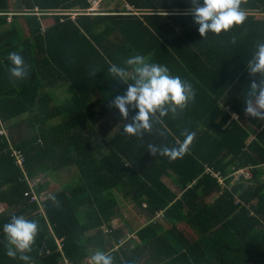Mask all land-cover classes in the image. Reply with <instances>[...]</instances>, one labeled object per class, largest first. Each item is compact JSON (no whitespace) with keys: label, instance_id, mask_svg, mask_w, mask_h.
I'll return each instance as SVG.
<instances>
[{"label":"trees","instance_id":"obj_1","mask_svg":"<svg viewBox=\"0 0 264 264\" xmlns=\"http://www.w3.org/2000/svg\"><path fill=\"white\" fill-rule=\"evenodd\" d=\"M113 1L83 14L90 0H0V226L13 215L37 221L31 264H89L97 251L113 264H139L145 252L147 264H264V120L243 102L259 82L246 63L264 41V0H240L244 22L204 37L189 0ZM10 52L25 77L10 75ZM135 55L193 90L142 136L122 131L111 101L127 85L108 72L125 67L131 83L124 61ZM187 133L180 157L146 151ZM140 217L136 240L114 222ZM5 245L0 232V264H26Z\"/></svg>","mask_w":264,"mask_h":264},{"label":"clouds","instance_id":"obj_2","mask_svg":"<svg viewBox=\"0 0 264 264\" xmlns=\"http://www.w3.org/2000/svg\"><path fill=\"white\" fill-rule=\"evenodd\" d=\"M190 7L187 14L193 18L197 31L204 37L208 33L220 34L227 32L233 26L240 25L246 19L245 12L240 7V0H189ZM235 40L233 39V43ZM8 59L11 66L8 71L17 79L26 76V65L22 56L17 52H10ZM125 65L132 66V82H127L128 72L125 67L112 64L108 68L117 81H125L127 87L122 94H117L111 101L118 109L124 123L122 131L128 135L142 136L152 129L153 121L166 116L169 112L175 114L183 109L193 98L192 86L178 75L170 74L167 66L148 62L141 55L131 56L124 61ZM250 76L259 74V82L253 80L249 85L246 99L243 101L246 115L256 120H264V41L255 45V51L246 63ZM134 106L135 115L129 119V107ZM194 133H187L186 138L179 145L172 148L166 146L147 145V152L151 155L159 153L170 158L182 156L188 142ZM55 200V197H51ZM38 223L34 219H26L23 215H13L9 222L0 226L4 234L5 254L8 257L18 258L20 261L31 264L32 244L37 235ZM92 264H113V257L102 251L91 256Z\"/></svg>","mask_w":264,"mask_h":264},{"label":"crops","instance_id":"obj_3","mask_svg":"<svg viewBox=\"0 0 264 264\" xmlns=\"http://www.w3.org/2000/svg\"><path fill=\"white\" fill-rule=\"evenodd\" d=\"M108 3L105 2L103 3L101 10H106ZM112 8H115L116 5H111ZM128 8V7H127ZM128 220H126V218H117L114 222H116L118 227L124 226L126 229L124 230L126 238L127 239H134L136 240V233L137 231L142 227V225H140L142 222H144L143 218H127ZM127 224L129 225V227H131L132 229H130ZM135 228V229H134ZM140 255V254H139ZM146 255V252L144 254V256ZM135 256L137 257V255L135 254ZM138 257V261L139 264H147V258L146 257ZM149 258V257H148ZM89 264H92L91 260L88 261ZM138 263V262H137ZM148 264H152V262H148Z\"/></svg>","mask_w":264,"mask_h":264},{"label":"built area","instance_id":"obj_4","mask_svg":"<svg viewBox=\"0 0 264 264\" xmlns=\"http://www.w3.org/2000/svg\"><path fill=\"white\" fill-rule=\"evenodd\" d=\"M105 0H90L91 2V6L90 8H88L87 10L83 11V14H93V13H100L102 10H101V7L103 5ZM129 10L133 11V8L132 7H129L127 6ZM137 13V12H135ZM62 14L64 15H69L72 19L75 17V15L77 13L75 12H63ZM17 155V153H16ZM21 156H18V160H19V163L22 164V158H20ZM250 172L249 171H246V170H238L236 173H235V176L237 177L238 175H246V176H249ZM215 176L218 178L220 184L223 183V179L222 177L220 176V174H215Z\"/></svg>","mask_w":264,"mask_h":264},{"label":"rangeland","instance_id":"obj_5","mask_svg":"<svg viewBox=\"0 0 264 264\" xmlns=\"http://www.w3.org/2000/svg\"><path fill=\"white\" fill-rule=\"evenodd\" d=\"M104 2H105V1H104ZM116 2H117V1H116ZM116 2H115V3H116ZM115 3H114V1L111 2V0H110V3H108V5H107V10H108L109 8H110V9L112 8L111 5H120L119 2H118V4H117V3L115 4ZM12 17H13V15H10V16H9V19H11ZM42 180H43V179H42L41 177H37V176H36V177H34L33 181H31V185H35L36 183H39L40 181L42 182ZM51 186H52V188L57 187V186H56V182H52V183H51ZM3 208H4V207H3L2 205H0V211H1ZM131 211H133V210H131ZM133 216H135V214L132 212V213L130 214V217H133ZM140 218H142V217H140Z\"/></svg>","mask_w":264,"mask_h":264}]
</instances>
